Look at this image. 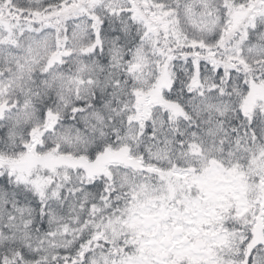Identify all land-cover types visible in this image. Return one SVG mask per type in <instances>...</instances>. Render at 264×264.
Masks as SVG:
<instances>
[{
  "label": "snow or ice",
  "instance_id": "obj_1",
  "mask_svg": "<svg viewBox=\"0 0 264 264\" xmlns=\"http://www.w3.org/2000/svg\"><path fill=\"white\" fill-rule=\"evenodd\" d=\"M0 264H264V0H0Z\"/></svg>",
  "mask_w": 264,
  "mask_h": 264
}]
</instances>
